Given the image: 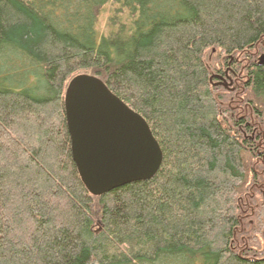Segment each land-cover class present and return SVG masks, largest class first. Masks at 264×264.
<instances>
[{
	"label": "trees",
	"instance_id": "obj_1",
	"mask_svg": "<svg viewBox=\"0 0 264 264\" xmlns=\"http://www.w3.org/2000/svg\"><path fill=\"white\" fill-rule=\"evenodd\" d=\"M262 56L264 0H0V264H264ZM81 73L147 120L152 179L89 192L65 108Z\"/></svg>",
	"mask_w": 264,
	"mask_h": 264
},
{
	"label": "water",
	"instance_id": "obj_2",
	"mask_svg": "<svg viewBox=\"0 0 264 264\" xmlns=\"http://www.w3.org/2000/svg\"><path fill=\"white\" fill-rule=\"evenodd\" d=\"M65 108L73 158L92 195L157 174L164 155L147 120L99 76H74L66 89Z\"/></svg>",
	"mask_w": 264,
	"mask_h": 264
},
{
	"label": "rangeland",
	"instance_id": "obj_3",
	"mask_svg": "<svg viewBox=\"0 0 264 264\" xmlns=\"http://www.w3.org/2000/svg\"><path fill=\"white\" fill-rule=\"evenodd\" d=\"M108 12H109V10H108V8H106V10L104 12H102V14L100 16L99 29L102 32L104 30L106 31V21H107V17H108ZM211 58H212L213 61H212V63H210V65L213 66V68H215V67H221V68L225 67V68H227L225 70L226 71V76L223 78L224 80H221L220 83L217 80L216 81L211 80V81L214 84H217L219 88H223L221 90L218 88L219 92H222L224 89H225L224 91H226V92L227 91L228 92L235 91L236 90V86H237L236 82L237 81L239 82L241 80V78H235V76L233 75L234 73L231 71L233 68H231L230 66L227 67V65H225L222 62L224 58L221 59L222 61L218 60L220 58V54H213V55H211ZM233 71H235V70L233 69ZM212 73L216 74L217 72H216V70H212ZM236 92H237V90H236ZM261 188H262L261 190H263V191H262L261 195H259V198L262 197L264 199V186L261 187ZM256 204L257 205H255V207L258 206V201H256ZM250 216L251 215H249L247 213V214L244 215V218H245V220H248L250 225H253V224H255V220L256 219L255 218H251ZM100 222H101V217H100V215L97 214L96 217H95V224H96L95 226L97 227V224L98 223L100 224Z\"/></svg>",
	"mask_w": 264,
	"mask_h": 264
},
{
	"label": "bare ground",
	"instance_id": "obj_4",
	"mask_svg": "<svg viewBox=\"0 0 264 264\" xmlns=\"http://www.w3.org/2000/svg\"><path fill=\"white\" fill-rule=\"evenodd\" d=\"M217 76H220V75H217ZM219 78H221L223 80V76H220ZM212 80V79H211Z\"/></svg>",
	"mask_w": 264,
	"mask_h": 264
},
{
	"label": "flooded vegetation",
	"instance_id": "obj_5",
	"mask_svg": "<svg viewBox=\"0 0 264 264\" xmlns=\"http://www.w3.org/2000/svg\"><path fill=\"white\" fill-rule=\"evenodd\" d=\"M224 75H226V72H225V74Z\"/></svg>",
	"mask_w": 264,
	"mask_h": 264
}]
</instances>
